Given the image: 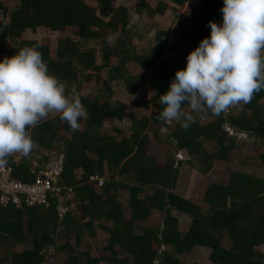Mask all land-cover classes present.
<instances>
[{
  "label": "trees",
  "instance_id": "1",
  "mask_svg": "<svg viewBox=\"0 0 264 264\" xmlns=\"http://www.w3.org/2000/svg\"><path fill=\"white\" fill-rule=\"evenodd\" d=\"M92 1L94 4L88 0H18L7 21V8L0 1V53L10 57L23 47L39 44L49 71L66 84L69 96L73 88L78 91L74 86L75 61L83 68L94 67L98 73L110 67V78L123 79L130 93L135 94L140 83L153 89V94L141 104L151 103L154 107L147 117L133 122L128 137L117 139L92 129L99 128L107 119L132 117L133 113L125 109L123 102L112 103L108 99L100 102L97 96L77 94L87 111L82 129L73 133L59 114L29 129L35 146L46 151L58 148L59 155H63L58 181L73 190L80 215L76 217L67 210L60 216L56 198L50 199L47 208L0 207L1 240L12 246L31 243L30 248L21 251H10L0 243V264H54L56 255L65 256L61 264H178L174 256L189 254L193 246L210 249L209 264H264V253L256 248L264 244V178L231 171L226 183L207 184L200 198L201 207L174 192L179 175V160L175 156L174 161L156 162L155 157L147 154L148 141L160 137L159 129L168 126L157 119L162 108L159 96L168 90L175 71L185 67L187 54L209 36L208 21L222 22L223 0H171L181 4L180 9L172 7L180 13V19L173 27L157 31L158 45L144 53H132L128 45L131 16L127 7H115L112 0ZM147 1L139 0L136 12L152 17L164 14L170 6L157 0L155 7H150ZM37 27L66 33L56 40L54 56L45 38L22 36L26 29L35 31ZM68 29L71 35L67 34ZM119 29L120 42L104 50L103 64H96V50H81L80 46L89 40L108 45L109 32ZM171 36L185 45L183 62L173 65L166 60L167 53L176 49ZM132 62L142 68L137 76L129 70ZM263 95L264 90L257 92L236 113L230 110L219 115L193 113L195 122L189 128L184 129L176 122L167 135L174 140L176 150H186L188 157L184 160L200 173H207L213 159L224 161L235 148V137L229 130L248 132L257 137L254 144L261 140L264 146V111L258 102ZM182 107L188 111L186 105ZM206 117L211 120L199 123ZM148 134L153 136L150 138ZM204 142H212V150L205 149ZM259 156L264 163V151ZM7 164L19 181H30L40 173L39 170L31 173L24 157L15 161L10 156ZM105 167L110 171L108 182L96 191V183L90 182L89 177L102 175ZM78 169L82 171L79 177ZM117 174L126 175L130 184L117 181ZM122 187L129 192L127 213L115 194ZM144 188L150 193L140 197ZM172 210L181 217L172 214ZM158 215L164 217L160 228ZM85 217L86 223L79 225ZM95 222H99L98 228L108 237L99 257H91L70 245L71 236L79 237L82 229L94 231ZM223 232L229 239L226 247L221 245ZM76 242L77 247L78 238ZM45 247L54 248L53 252L42 253ZM119 252L124 254L120 258Z\"/></svg>",
  "mask_w": 264,
  "mask_h": 264
},
{
  "label": "clouds",
  "instance_id": "2",
  "mask_svg": "<svg viewBox=\"0 0 264 264\" xmlns=\"http://www.w3.org/2000/svg\"><path fill=\"white\" fill-rule=\"evenodd\" d=\"M220 11L222 22L208 21L209 36L187 54L185 67L175 71L159 96L158 120L177 121L187 129L195 122L193 113L219 115L264 90V0H223ZM39 47L26 46L0 59V167L14 154L28 158L33 146L29 129L50 113H58L73 133L87 117L75 88L69 96ZM177 153L175 158L184 160Z\"/></svg>",
  "mask_w": 264,
  "mask_h": 264
},
{
  "label": "rangeland",
  "instance_id": "3",
  "mask_svg": "<svg viewBox=\"0 0 264 264\" xmlns=\"http://www.w3.org/2000/svg\"><path fill=\"white\" fill-rule=\"evenodd\" d=\"M0 1L7 8V13H6V21H7L8 13L18 6V0H0ZM163 1L170 4V6L166 8L165 13L164 14L156 13L154 16L149 17L148 15L139 14L138 12H136L137 3L139 2V0H112V3L113 5H115V7L124 6L129 9V14L131 18H130V23L127 27L131 30V33H130L131 41L128 42V45L132 53L133 52L144 53V52L149 51L152 46H157L158 45V40L156 39L157 31L166 30L168 28L173 27L180 19V13H178L176 10L181 8V4H178L171 0H163ZM88 2L90 4H94V1L92 0H88ZM156 2L157 0H148L147 4L150 7H155ZM172 7H174L176 10H173ZM66 32L68 35H71L70 29L66 30ZM109 33H110V36H109L110 42L108 45L103 44L101 41L89 40L83 46L82 45L80 46L81 50H87V49L96 50V64H103L104 62L103 53L105 49H107L109 46L114 47L120 42L119 40V36H121L120 29L114 32L110 31ZM65 34L66 33L64 32L62 33V32H56V31H49L43 27H37L35 31L26 29L23 32L22 36L24 38H33L36 40L45 38L49 42L48 44L51 50L50 53L52 56H54L56 40L60 37H63ZM73 38L75 37H72V39ZM170 40L175 43L176 49L174 51H169L167 53V57H166L167 62L170 65H173L174 63H177V62H183L184 56H185V45L177 41L175 36H171ZM4 57H6V55L0 53V59H3ZM74 64H75V70H76V80L74 81V86H77V89H78L76 95L81 94L89 98L97 96L98 101L100 102L102 100H106L107 97L112 103L117 102V101L123 102L125 104V109L128 112H132L135 118H139L141 116H147L151 112L152 108L154 107V105L151 103H149V105L146 106L147 108L143 107V105L141 104L142 100L149 98L154 92L153 89L147 86V84H144V83L138 84L136 93L132 94L128 91L127 84L123 79L112 80L110 78L111 76L109 73L110 67H105L98 73L94 67L83 68L80 66V64L77 61H75ZM129 66H130L129 70L133 76H137L140 74L142 68L139 66L138 63L132 62L131 64H129ZM168 69H170V67H168ZM98 76H100L99 79H98ZM105 80H107L108 82L107 84L104 83ZM258 102L260 104V107L264 111V95L259 99ZM242 108H243V104H238V105L231 107L229 110L230 112L232 111V113H236V112L241 111ZM56 114L58 113H50L48 117L56 115ZM225 114H227V112ZM209 120H211V117L202 118L199 120V123L203 124ZM84 121H85L84 119L80 120V129L84 127ZM130 122L131 120L128 118L124 120H120V121L116 120L112 122H106L105 125L102 126L100 129L95 128L92 130L93 131L95 130L98 133L101 132L105 134H111L113 132L112 127H117V128H123V131L125 133L126 132L130 133L131 132V130L129 129ZM176 122L177 121L167 123L168 124L167 127L159 129L160 130L159 132H161L160 133L161 143L164 145L166 149V151H163V152H165V154L169 152L170 155L173 154L174 156H175V153H177L175 152L176 150L174 146L175 142L167 134H169V131L173 129V126ZM228 132L231 135H234L235 137V141H234L235 148H233L230 151L231 153L230 156L224 160L226 164L224 167H222L223 169H221V171H218V179L220 180L224 179V177H226V175L229 174V171L227 170H239V171L245 172V174L260 175L264 178V163L260 160V156H259V154L264 151V146L261 144L262 141L260 140L259 144H254L252 146L247 145V144H242V142H240L242 140L240 139L241 137L246 138L247 133H244L239 130L237 131L229 130ZM148 135L150 138L153 136V134H148ZM252 136L253 138H257L254 135ZM203 144H204L203 145L204 148L209 151L212 150V148L214 147V144L212 142H204ZM148 151L150 154H155L156 152H158V146H157V143H155V141H153L152 145H149ZM58 152H59L58 148H54L52 151H48L47 155H45V157L47 158L46 159L47 167L49 168V170H52L50 172H53L54 176H55V173L53 170L54 162H56L58 158H60V155ZM32 153L34 154V150ZM177 154H179L181 159L182 158L185 159L188 157L186 150L185 151L180 150V152H178ZM165 156L163 157L161 156V157L165 159ZM40 162L41 161H39L36 165L37 166L45 165L44 163L42 162L40 163ZM216 163L220 164V160L213 159L212 164H216ZM195 165L196 164L193 163V166ZM225 171H226V174H225ZM186 172L187 173L184 176L183 173L185 172H183V170H180L181 179L177 184L178 185L177 191L181 192V194L185 197L199 196L201 193V187L196 185L197 177L194 175V173H192L191 168L188 169ZM109 174H110V171L105 167L104 173L102 175L105 176L106 180L109 178ZM126 177L127 176L124 174L122 175L117 174L116 179L119 181L128 182L129 179ZM199 178L202 180L201 184H205L209 180L207 176L199 177ZM120 190H121V193L118 194L119 195L118 201H120L123 204V207L125 210V207L128 206L127 190L124 189L123 187ZM145 192L149 194L150 190L146 189ZM60 213H61L60 216H62L64 212H60ZM173 214L180 216L178 212L176 211H173ZM156 218H157V223H158L157 226H159L160 228L164 217L163 215H158L156 216ZM183 229H187V226H184ZM222 236L223 238L229 241V239L225 236V232L222 233ZM106 240H107V237H105V235L99 231L98 239L91 243H88V245L90 246H88L87 249H85L86 248L85 245L82 247H79V246L76 247L75 245L74 247L77 251L84 250V249H85L84 251L88 250L90 253L89 255H91V257H96L97 253L101 251L103 244ZM221 242L222 244L226 243L224 239ZM0 243H2L3 245H6L8 249H10V251H21L23 249H27L31 247L30 242H26L24 244H18V245L14 244V246H12L10 245L9 242L2 241L1 238H0ZM70 245L71 247L73 246L72 236L70 237ZM224 246L226 247L227 245H224ZM46 248L47 247L44 248L42 253L47 252V254L50 255L53 252L54 248L52 247L48 249ZM256 248L260 252L264 253V245H257ZM84 251H81V252H84ZM208 252H209V249L195 246V247H192L189 254L184 253L183 255H180V256L175 255L174 257L177 260L178 264H209V261L207 259ZM118 254H119L118 258L124 255L121 252H119ZM63 259H65L64 255H56L54 258V264H61ZM99 264H106V263L102 262Z\"/></svg>",
  "mask_w": 264,
  "mask_h": 264
},
{
  "label": "crops",
  "instance_id": "4",
  "mask_svg": "<svg viewBox=\"0 0 264 264\" xmlns=\"http://www.w3.org/2000/svg\"><path fill=\"white\" fill-rule=\"evenodd\" d=\"M107 99L109 100V98L107 97ZM110 101V100H109ZM111 102V101H110ZM143 105V104H142ZM143 107H146L145 105H143ZM147 108V107H146ZM132 113V112H131ZM149 115V114H148ZM147 115V116H148ZM54 116V115H53ZM147 116H141V117H147ZM50 117H52V116H49V117H47L45 120H47L48 118H50ZM141 117H139V118H135V116H134V114H133V116L132 117H124L123 119H117V118H112V119H107V120H105L103 123H102V125L99 127V129L102 127V126H104L105 125V123L106 122H112V121H116V120H118V121H120V120H124V119H126V118H128V119H130L131 120V122H130V125H129V129L131 130V132H132V127H131V125L133 124V122H136V120H139ZM112 130H113V132L110 134V135H114L117 139H120L122 136H129L130 134H131V132L130 133H125L124 131H123V128H117V127H112ZM242 132H244V133H247V137L246 138H243V137H241V139L240 140H242V141H240V142H242V144H247V145H250V146H252V145H254V143H257V141H258V139L257 138H253V136H252V134H250V133H248V132H245V131H242ZM101 133V132H100ZM161 133V132H160ZM102 134H105V133H102ZM239 134H241V133H239ZM160 138H161V136L160 137H158V138H153V139H150L149 141H148V147H149V145H152V143H153V141H155V143H157V146H158V152H156L155 154H150L149 153V151H148V148H147V154L148 155H150V156H153V157H155V159H156V162H164V161H166V160H170V159H172L173 161H174V155L172 154V155H170L169 154V152H167V154H165V152H163V151H166V149H165V147H164V145L161 143V140H160ZM171 138V137H170ZM55 145V144H54ZM32 150H34V159H31V160H29L28 158H26V157H24L26 160H27V163L30 165V168H29V170L31 171V172H33V171H35V170H39L40 172H41V174L43 173V171L46 169L45 167L47 166V164H46V160L44 161V158H46L45 157V155H47V152L48 151H46V150H43V149H41V148H39V147H37V146H35L34 144H33V146H32ZM176 151V150H175ZM182 151H185V150H182ZM166 155V156H165ZM188 155V154H187ZM60 156H61V154H60ZM163 156H165V159H163L162 157ZM11 157H13V160H15V161H17V160H19L20 158H22L21 156H19L18 154H14V155H12ZM47 159V158H46ZM39 161H41L42 163H44L45 165H42V166H37L36 164L39 162ZM40 162V163H41ZM221 162H223V163H221ZM225 164H226V162H224V161H220V164H212V166H211V168L209 169V171L207 172V173H200L199 171H197L194 167H192L191 165H190V163L187 161V160H179L178 162H177V165H178V168H179V175H178V178H177V182H176V186H175V188H174V192H176L177 194H179V195H181V196H183L182 194H181V192H179V191H177V187H178V182L180 181V179H181V177H180V170H183V172H185V173H183L184 174V176L186 175V171L188 170V169H190L191 168V170H192V173H194V175L197 177V186H199V187H201V193H200V195L199 196H196V197H189V196H187V197H185V196H183L184 198H188V199H190L191 201H193L195 204H198V205H200L201 207H202V205H201V195H202V193H203V191H204V189H205V187L207 186V184H209V183H212V182H218V183H226V179H227V177H228V174L226 175V177H224V179H218V171H221V169H223L222 167H224L225 166ZM49 168H47L46 170H48ZM227 171H229V173L231 172V171H239V170H227ZM240 172H242V173H245V172H243V171H240ZM81 173H82V171H81V169H78V171L76 170V175H77V177H79L80 175H81ZM225 174H226V171H225ZM96 175V174H95ZM249 175H251V174H249ZM102 177H104L105 178V176L104 175H101ZM205 176H207L208 177V182H206L205 184H201V182H202V180L199 178V177H205ZM252 176H256V177H260V178H263L262 176H260V175H252ZM115 177H117V175L115 176ZM109 179V178H108ZM108 179L106 180L105 179V181L106 182H108ZM117 180V179H116ZM117 181H119V180H117ZM105 182V183H106ZM128 183L130 184V182L128 181ZM105 185V184H104ZM103 185V186H104ZM102 188V187H101ZM101 188H98V187H96L95 186V190L96 191H100V189ZM145 188L143 189V191L142 192H140L139 193V196L140 197H142L143 195H147L148 193H146L145 192ZM121 193V190H116V192H115V194H116V199L118 200V194H120ZM129 194V192L127 191V195ZM120 202V201H119ZM121 203V202H120ZM63 204H64V206L66 207V211L68 210L69 212H72L73 213V215H75L76 217H79V215H80V212L79 211H77V209H76V203H75V201H74V193H73V190L70 192V193H67L66 195H64V202H63ZM122 204V203H121ZM122 207H123V204H122ZM124 208V207H123ZM173 211H176V210H172L171 212H172V214H173ZM124 212L125 213H127V206L125 207V210H124ZM177 212V211H176ZM88 220V218L87 217H85V218H83L82 219V221L80 222V224L79 225H81V226H83L84 225V223H86V221ZM98 224H99V222H95L94 223V225H95V229H94V231L92 230L91 232L88 230V229H82V231L80 232V236L79 237H76L75 235H73L72 237H73V249H74V246H75V244L77 243L76 242V240H77V238H78V242H79V247H82V246H86V248L85 249H87L88 248V246H90V245H88V243H91V242H93V241H95V240H97L98 239V233H99V231L102 233V234H104L105 235V237H107V235L103 232V230H101L100 228H98ZM92 229H93V225H92ZM226 236V235H225ZM227 237V236H226ZM108 238V237H107ZM224 239V241L226 242L225 244H222V242H221V245L222 246H224V245H228V243H229V241L227 240V239H225V238H221V241ZM71 242H72V240H71ZM106 243H107V240L104 242V244H103V247L106 245ZM258 245H264V244H258ZM102 247V248H103ZM193 247H195V246H193ZM197 247H201V246H197ZM201 248H205V249H209V248H207V247H201ZM84 249V250H85ZM84 250H80V251H84ZM209 251H210V249H209ZM84 252H87V253H89V251L87 250V251H84ZM209 253V252H208ZM90 254V253H89ZM103 254V252L102 251H99L98 253H97V256L96 257H99L100 255H102ZM208 255V254H207ZM100 263H102V262H100Z\"/></svg>",
  "mask_w": 264,
  "mask_h": 264
},
{
  "label": "built area",
  "instance_id": "5",
  "mask_svg": "<svg viewBox=\"0 0 264 264\" xmlns=\"http://www.w3.org/2000/svg\"><path fill=\"white\" fill-rule=\"evenodd\" d=\"M179 156V154H177ZM60 158L54 162V173L52 170H45L41 174L36 175L30 181L16 180L12 175L11 165L6 164L0 167V207L12 206L14 209H22L23 207H43L49 206L50 199H57V211L66 212L64 206V195L70 193L72 189L65 185H61L58 181L61 172ZM47 162V161H46ZM31 172V171H30ZM32 173V172H31ZM89 181L95 182L96 187L101 188L105 183V178L99 175L89 177ZM63 213V214H64ZM62 214V215H63Z\"/></svg>",
  "mask_w": 264,
  "mask_h": 264
},
{
  "label": "water",
  "instance_id": "6",
  "mask_svg": "<svg viewBox=\"0 0 264 264\" xmlns=\"http://www.w3.org/2000/svg\"><path fill=\"white\" fill-rule=\"evenodd\" d=\"M33 152V150L31 149V151H30V153H29V155H28V159L29 160H31V159H34L35 157H34V154L32 153ZM35 153V152H34ZM62 158H63V155H61L60 156V162L62 163ZM46 160V158H44V161Z\"/></svg>",
  "mask_w": 264,
  "mask_h": 264
}]
</instances>
